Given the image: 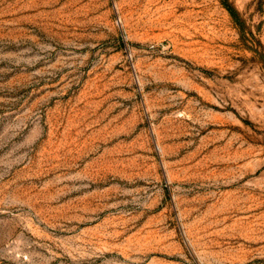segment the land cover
<instances>
[{"label":"rangeland","instance_id":"rangeland-1","mask_svg":"<svg viewBox=\"0 0 264 264\" xmlns=\"http://www.w3.org/2000/svg\"><path fill=\"white\" fill-rule=\"evenodd\" d=\"M0 0V264H264V0Z\"/></svg>","mask_w":264,"mask_h":264},{"label":"trees","instance_id":"trees-1","mask_svg":"<svg viewBox=\"0 0 264 264\" xmlns=\"http://www.w3.org/2000/svg\"><path fill=\"white\" fill-rule=\"evenodd\" d=\"M222 5L224 6V8L228 11V13L230 14V16L232 17L233 21L235 22V24L239 27L242 28L243 23L239 17L238 12L236 11V9L228 2V0H220Z\"/></svg>","mask_w":264,"mask_h":264}]
</instances>
